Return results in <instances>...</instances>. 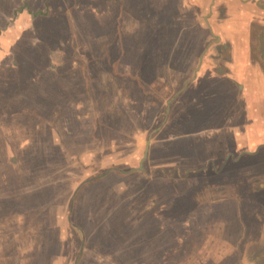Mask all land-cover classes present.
Returning <instances> with one entry per match:
<instances>
[{"label":"rangeland","instance_id":"1","mask_svg":"<svg viewBox=\"0 0 264 264\" xmlns=\"http://www.w3.org/2000/svg\"><path fill=\"white\" fill-rule=\"evenodd\" d=\"M52 1V23L12 32L0 60V264H214L220 238L209 220L222 212L208 203L231 193L225 166L229 185L238 180L226 130L239 114L228 108L238 88L199 85L207 35L183 29L192 9L178 5L187 0ZM12 5L0 6L4 27L18 13L7 12ZM46 56L64 88L52 113L40 103ZM45 115L52 163L13 178L9 160L27 152Z\"/></svg>","mask_w":264,"mask_h":264},{"label":"crops","instance_id":"2","mask_svg":"<svg viewBox=\"0 0 264 264\" xmlns=\"http://www.w3.org/2000/svg\"><path fill=\"white\" fill-rule=\"evenodd\" d=\"M3 1L0 0V6ZM11 1L14 5L10 6L12 8L7 12L12 13V10H17L18 13L13 21L6 22L7 27H4L5 23L0 25V60H4L8 56V53H5L8 48L5 47L10 48L14 45L11 39H7V36H11L12 32L14 37L22 35L39 18H42L41 22L48 20L44 22L46 25L49 22L52 23L47 17H33L29 14V12H42L41 8L45 6L47 0H37L39 8H34V2L31 0ZM24 5L28 9L21 10ZM178 6L181 7L182 14L186 13L184 12L186 11L185 7L192 9L187 13L189 19L184 23L183 29H188L192 37L196 36L197 28L205 31L207 35L204 38L203 34L207 45L205 53L200 59L196 75V77L200 75L202 79L199 85L204 84L206 79L212 78L214 80L211 81L209 87L211 85V87L218 86L220 81H224L229 85L230 83L237 85L238 88L237 90L232 89L233 99L228 108L231 111L238 107L237 114H239L233 121H227L226 125L229 128L222 124L220 128L213 130L220 132L224 126L227 128L226 130L231 136V147L237 153L238 165L236 168L239 169V174H237L238 180L230 181L232 185H229L228 173L231 172L225 166L221 176L222 178L227 176L225 182L228 188L226 190L230 192L231 188V193L236 196H231V193H228L225 198L212 200L208 203L209 206L220 207L222 212L220 215H210V220L208 219L211 223H215V231L219 232V234H214V238L217 234V237L220 238V246L217 247L219 258L214 257L212 263L264 264V157L258 159L259 166H262L260 169L257 168L258 165L252 166V161L246 163L250 158H255L258 155L264 156V90L259 86V81L264 80V59L253 55L256 42L258 43L256 54L264 56V0H187L186 4L182 3ZM175 8V13H181L177 9L179 7L175 5ZM196 15H202L201 22L198 23ZM190 18L194 20L191 21ZM254 28L257 33L252 36ZM49 30H53V27ZM47 40L50 41V39ZM37 42H39L38 37ZM51 61L53 62L52 58L46 56L43 60L44 63L41 62L45 75L42 78L43 87L39 88V93L43 94L40 103L43 104L44 109L48 108L49 110L52 109L53 83L48 86L46 84L51 81L49 79H52ZM218 79L220 81H217ZM224 108L225 105L221 110ZM30 119L34 120L33 117ZM32 125L39 128L38 138L33 137L31 141L28 140L27 152H20L19 160L15 162H12L13 158L9 160L11 164L7 167L9 175L12 174L13 178H20L21 174L26 176L28 173L36 172L34 166L38 163L44 165L45 170L47 165L52 163L51 117L45 115L43 120L42 118L38 122L35 120ZM23 165L25 166L23 167ZM260 173L262 175H259ZM208 174L215 175L212 170ZM16 183L19 182L13 179V184ZM21 234H17L19 238ZM17 235H15V240L19 239L16 237ZM3 236L4 232H0V239H3ZM8 236L10 238V235ZM211 236L213 237V234ZM27 237L33 238L30 235ZM3 241L0 240V254H4L1 248ZM26 243L30 245V241L23 244ZM11 246L9 243L8 247Z\"/></svg>","mask_w":264,"mask_h":264},{"label":"trees","instance_id":"3","mask_svg":"<svg viewBox=\"0 0 264 264\" xmlns=\"http://www.w3.org/2000/svg\"><path fill=\"white\" fill-rule=\"evenodd\" d=\"M53 1L52 0H47L46 1V4H45V9H46V11L45 12H40V11H38V12H35V13H31V12H29V14L30 15H32L33 17H36V16H41V17H47V18H49V15H50V12H51V10H50V7H51V4H49V3H52ZM55 2V1H54ZM26 9H28V7L25 5L24 6ZM65 7H66V9L68 8V6L67 5H65ZM52 8V7H51ZM22 10V9H21ZM66 12H67V10H66ZM16 15H17V13L15 12V13H13L12 14V18H14V17H16ZM49 24H50V22H49ZM50 26V29H51V25H49ZM50 33H51V30H50ZM51 63H52V61L50 62V69L52 70V76L54 77V83H53V93H52V99H56V94L54 93V91L55 90H59V88L60 89H64L61 85H59V84H61L62 82H61V80H59V81H57L56 79L57 78H62V75H54V71L56 72V73H59V70L57 69H53V67H52V65H51ZM63 97V96H62ZM57 103H59V102H57ZM53 104H54V101H52V109H51V113H52V111H53ZM52 131H53V129H52ZM53 137V136H52ZM115 172H119V171H115ZM119 174H121L120 172H119Z\"/></svg>","mask_w":264,"mask_h":264},{"label":"water","instance_id":"4","mask_svg":"<svg viewBox=\"0 0 264 264\" xmlns=\"http://www.w3.org/2000/svg\"><path fill=\"white\" fill-rule=\"evenodd\" d=\"M146 157V152L144 153V157L143 158H145Z\"/></svg>","mask_w":264,"mask_h":264}]
</instances>
